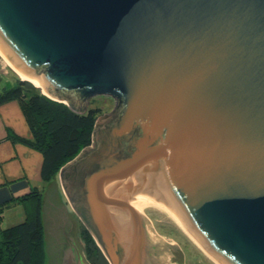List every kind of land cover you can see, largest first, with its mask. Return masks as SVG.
<instances>
[{"label":"water","instance_id":"95a60500","mask_svg":"<svg viewBox=\"0 0 264 264\" xmlns=\"http://www.w3.org/2000/svg\"><path fill=\"white\" fill-rule=\"evenodd\" d=\"M0 49L116 100L64 168L112 264H264V0H0ZM40 205L43 264H89L56 175Z\"/></svg>","mask_w":264,"mask_h":264},{"label":"trees","instance_id":"16d2710c","mask_svg":"<svg viewBox=\"0 0 264 264\" xmlns=\"http://www.w3.org/2000/svg\"><path fill=\"white\" fill-rule=\"evenodd\" d=\"M12 99L19 103L31 137H22L11 130L8 137L12 142H21L42 154L41 177L44 180L91 145L95 108L74 110L39 92L29 81L18 78L13 85L0 87V104ZM34 196L33 204L24 205L23 220L0 229V264H43L45 246L40 199L37 192L30 193L28 198ZM4 206H0V215ZM82 236L89 261L106 264L90 233L84 229Z\"/></svg>","mask_w":264,"mask_h":264},{"label":"crops","instance_id":"0c3cea01","mask_svg":"<svg viewBox=\"0 0 264 264\" xmlns=\"http://www.w3.org/2000/svg\"><path fill=\"white\" fill-rule=\"evenodd\" d=\"M2 86L10 84L6 82ZM10 130L22 137H31L29 125L15 99L0 104V206L5 205L1 213L23 214L4 227L23 220L24 205L30 193L44 191L46 186L41 177L42 154L21 142H12L8 137ZM11 206L18 207L11 210ZM19 207L23 210L19 211Z\"/></svg>","mask_w":264,"mask_h":264},{"label":"rangeland","instance_id":"374dc122","mask_svg":"<svg viewBox=\"0 0 264 264\" xmlns=\"http://www.w3.org/2000/svg\"><path fill=\"white\" fill-rule=\"evenodd\" d=\"M5 62V63H4ZM2 61V59L0 58V87L5 84L6 82H8L10 85L14 84L16 82V79H20L21 76L19 75V73H16L11 67L8 66L6 61ZM32 85H34L32 82H30ZM39 92L43 91L42 88H38ZM36 92V91H35ZM44 95L48 96L50 98V94L46 93V91H43ZM41 92V93H43ZM46 93V94H45ZM48 94V95H47ZM53 97H51L52 99ZM58 97H54V99H56ZM58 101L64 102L66 104H68L69 106H71V104L66 101L65 99L59 97V99H57ZM85 105V103L83 104ZM116 106V100L110 96V95H106V94H99V95H95L93 97H91L88 101V104L86 105V108H95V110L97 111L95 118H94V122H93V128H92V143L91 145H89L88 147L84 148L76 157H74L73 159L67 161L66 163H64L63 165H61L48 179L45 180V185L47 186L49 184V182L52 180V178L56 175L57 177V181L58 184L60 186V189L77 221V239H79L83 246H84V252H85V259L89 264H93L89 261L88 257H87V253L85 251V243L83 240V236H82V230H87L90 233L89 228L86 225V221L81 217L80 213L77 212V210L74 208V205L72 203V199L69 194H68V190L64 181V168L66 166H70V165H74V164H78L79 163V156L85 152H87L89 149L95 148L96 147V143H95V139L99 134V121L98 119L104 118L109 112H111L114 107ZM85 108V109H86ZM84 109V111H85ZM45 186V188H46ZM38 197L40 199V203H41V197L43 194V191H38L36 190ZM36 196H34V198L30 199L28 198V203L33 204V201H35ZM14 207H18V206H11V208L9 209H14ZM19 209V211H21V209L23 210V207H19L17 208ZM23 213H1L0 215V229L4 228V226H6L5 224H9L10 222H14L12 220H16V218H20V216H22ZM92 236V234H90ZM93 238V237H92ZM0 239H1V234H0ZM94 240V239H93ZM44 241V240H43ZM95 242V241H94ZM96 244V243H95ZM99 249V248H98ZM100 250V249H99ZM101 252V251H100ZM45 260V252H44V259H43V263Z\"/></svg>","mask_w":264,"mask_h":264},{"label":"bare ground","instance_id":"6f19581e","mask_svg":"<svg viewBox=\"0 0 264 264\" xmlns=\"http://www.w3.org/2000/svg\"><path fill=\"white\" fill-rule=\"evenodd\" d=\"M0 57L7 62L8 66L11 67L16 73H19V75L21 76L22 79H28L30 82H32L35 86H40L42 88L43 91H45L43 85L37 81L35 78L23 74L18 68H16V66L10 61V59L4 55V53L1 51L0 49Z\"/></svg>","mask_w":264,"mask_h":264},{"label":"flooded vegetation","instance_id":"af4514ba","mask_svg":"<svg viewBox=\"0 0 264 264\" xmlns=\"http://www.w3.org/2000/svg\"><path fill=\"white\" fill-rule=\"evenodd\" d=\"M90 234H92L91 231H90ZM92 237H93V239H94L97 247L100 249L102 256L105 258L106 264H112V261L110 260V258L108 257V255L106 254V252L103 250V248L101 247V245L99 244V242L97 241V239L95 238V236L93 234H92ZM149 264H151V263H149Z\"/></svg>","mask_w":264,"mask_h":264}]
</instances>
